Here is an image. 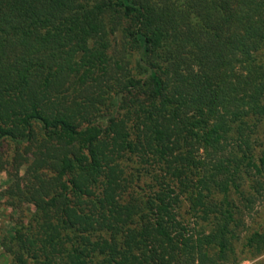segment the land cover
<instances>
[{
  "label": "trees",
  "instance_id": "obj_1",
  "mask_svg": "<svg viewBox=\"0 0 264 264\" xmlns=\"http://www.w3.org/2000/svg\"><path fill=\"white\" fill-rule=\"evenodd\" d=\"M0 165L12 264L261 254L264 0H0Z\"/></svg>",
  "mask_w": 264,
  "mask_h": 264
},
{
  "label": "rangeland",
  "instance_id": "obj_2",
  "mask_svg": "<svg viewBox=\"0 0 264 264\" xmlns=\"http://www.w3.org/2000/svg\"><path fill=\"white\" fill-rule=\"evenodd\" d=\"M25 172V168L20 169V174L23 175ZM26 182V175H23ZM11 182L10 176L7 174V171L5 167L0 165V242L3 235L6 234L7 231H10V228L12 227V220L11 217H17V213L13 210H9L5 208L2 203L5 201V197L3 196V193L5 191L6 186L9 185ZM26 184V183H25ZM261 202L258 204H255L254 206V213L256 210H260L261 208ZM248 224L251 222V217H247ZM0 264H12L11 256L7 253H3L2 248L0 247ZM197 264H200V262L197 261ZM229 264H264V251L256 255L254 257H251L250 255L241 256L238 258L237 261L233 260L229 262Z\"/></svg>",
  "mask_w": 264,
  "mask_h": 264
},
{
  "label": "crops",
  "instance_id": "obj_3",
  "mask_svg": "<svg viewBox=\"0 0 264 264\" xmlns=\"http://www.w3.org/2000/svg\"><path fill=\"white\" fill-rule=\"evenodd\" d=\"M0 225H1V223H0ZM1 236V235H0ZM0 251H1V249H0Z\"/></svg>",
  "mask_w": 264,
  "mask_h": 264
}]
</instances>
